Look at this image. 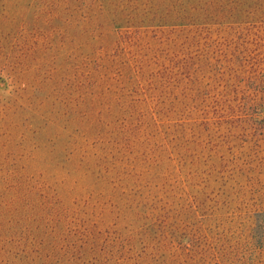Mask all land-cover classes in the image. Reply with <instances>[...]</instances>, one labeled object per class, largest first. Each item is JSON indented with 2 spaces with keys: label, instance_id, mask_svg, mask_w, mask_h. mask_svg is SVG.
Wrapping results in <instances>:
<instances>
[{
  "label": "rangeland",
  "instance_id": "1",
  "mask_svg": "<svg viewBox=\"0 0 264 264\" xmlns=\"http://www.w3.org/2000/svg\"><path fill=\"white\" fill-rule=\"evenodd\" d=\"M0 264H264V0H0Z\"/></svg>",
  "mask_w": 264,
  "mask_h": 264
}]
</instances>
